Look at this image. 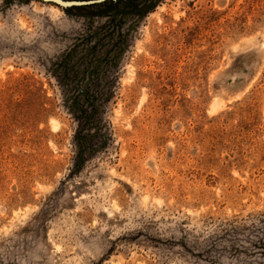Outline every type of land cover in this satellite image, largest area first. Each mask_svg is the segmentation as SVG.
I'll use <instances>...</instances> for the list:
<instances>
[{"label": "rangeland", "instance_id": "obj_1", "mask_svg": "<svg viewBox=\"0 0 264 264\" xmlns=\"http://www.w3.org/2000/svg\"><path fill=\"white\" fill-rule=\"evenodd\" d=\"M103 10L0 0V264H264V0Z\"/></svg>", "mask_w": 264, "mask_h": 264}, {"label": "trees", "instance_id": "obj_2", "mask_svg": "<svg viewBox=\"0 0 264 264\" xmlns=\"http://www.w3.org/2000/svg\"><path fill=\"white\" fill-rule=\"evenodd\" d=\"M162 1L163 0H152V2L148 4L147 1L144 0H105L101 3L73 8H102L104 10L100 16L109 19L110 23H114V20L118 16H125L126 14L137 13L140 17L145 16L152 12Z\"/></svg>", "mask_w": 264, "mask_h": 264}, {"label": "water", "instance_id": "obj_3", "mask_svg": "<svg viewBox=\"0 0 264 264\" xmlns=\"http://www.w3.org/2000/svg\"><path fill=\"white\" fill-rule=\"evenodd\" d=\"M45 2L55 3L64 8H73L77 6H87L92 4L101 3L105 0H90V1H72V0H41Z\"/></svg>", "mask_w": 264, "mask_h": 264}]
</instances>
